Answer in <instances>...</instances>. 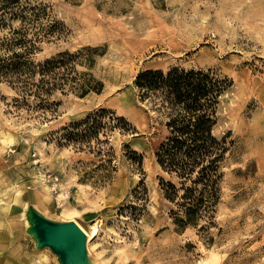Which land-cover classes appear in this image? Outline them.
Segmentation results:
<instances>
[{
	"label": "rangeland",
	"instance_id": "374dc122",
	"mask_svg": "<svg viewBox=\"0 0 264 264\" xmlns=\"http://www.w3.org/2000/svg\"><path fill=\"white\" fill-rule=\"evenodd\" d=\"M14 9L38 12L50 32L35 60L80 51L79 81L102 87L65 86L24 104L0 80V264H264V0H20ZM173 65L230 80L216 131L234 140L213 218L182 230L160 186L163 117L134 84ZM100 108L131 129L101 132L100 153L95 138L65 139L63 127Z\"/></svg>",
	"mask_w": 264,
	"mask_h": 264
},
{
	"label": "trees",
	"instance_id": "16d2710c",
	"mask_svg": "<svg viewBox=\"0 0 264 264\" xmlns=\"http://www.w3.org/2000/svg\"><path fill=\"white\" fill-rule=\"evenodd\" d=\"M19 1L0 0V80L20 94L24 104L29 96L44 101L53 90L65 86L82 92L100 90L101 82L97 86L90 80L79 81L73 63L80 51L34 59L37 42L50 32L38 24V12H14ZM5 9L11 12H3ZM17 18L20 21L14 24ZM84 50L97 49L88 46ZM229 82L213 68L180 65L148 68L134 79L138 98L149 102L163 117L166 134L155 156L161 171L168 175L167 179L159 176L160 186L163 197L172 205L169 214L179 230L201 219L210 221L220 201L223 165L234 140L230 132L218 133L216 126ZM116 125L131 129L123 116L100 108L63 127L64 137L81 144L95 138L100 153L99 145L106 141L100 133L106 134ZM127 155L142 166V154L128 148Z\"/></svg>",
	"mask_w": 264,
	"mask_h": 264
},
{
	"label": "bare ground",
	"instance_id": "6f19581e",
	"mask_svg": "<svg viewBox=\"0 0 264 264\" xmlns=\"http://www.w3.org/2000/svg\"><path fill=\"white\" fill-rule=\"evenodd\" d=\"M14 188H15V187H12L11 189H14ZM15 190H16V189H14V190L11 192V194H13V192H14ZM45 191H46V189H45ZM47 192H48V191H47ZM10 196H11V197H10L8 200H9V201L11 200V202L14 203V201H13V196H12V195H10ZM0 200H2V201H7V200H5V197H3V195H1V194H0ZM73 221H74V220H73ZM75 222H76V221H75ZM94 225H95V224H94ZM94 225H93V226H94ZM90 226H91V225H90ZM91 227H92V226H91ZM82 229H83V228H82ZM89 229H90V228H89ZM93 229H94V228H93ZM83 231H84V230H83ZM92 232H93V230H92ZM92 232H91V234L94 235ZM85 233H86V232H85ZM88 233H89V232H88ZM89 234H90V233H89ZM91 234H90V235H91ZM86 236H87V235H86ZM87 238H88V237H87ZM89 239H90V238H89Z\"/></svg>",
	"mask_w": 264,
	"mask_h": 264
},
{
	"label": "water",
	"instance_id": "95a60500",
	"mask_svg": "<svg viewBox=\"0 0 264 264\" xmlns=\"http://www.w3.org/2000/svg\"><path fill=\"white\" fill-rule=\"evenodd\" d=\"M73 252V253H72ZM78 250L76 249V247L72 246V250L69 252V255L72 254V258L77 260L76 258H78V254H77Z\"/></svg>",
	"mask_w": 264,
	"mask_h": 264
}]
</instances>
